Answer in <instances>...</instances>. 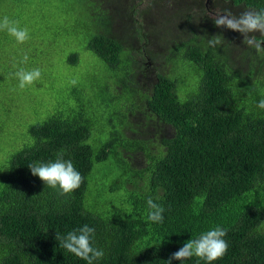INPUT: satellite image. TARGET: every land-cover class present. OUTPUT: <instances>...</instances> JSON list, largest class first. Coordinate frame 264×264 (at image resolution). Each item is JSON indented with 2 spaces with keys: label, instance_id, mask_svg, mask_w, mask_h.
<instances>
[{
  "label": "trees",
  "instance_id": "1",
  "mask_svg": "<svg viewBox=\"0 0 264 264\" xmlns=\"http://www.w3.org/2000/svg\"><path fill=\"white\" fill-rule=\"evenodd\" d=\"M84 5L101 22L89 36L87 48L105 65L102 77L122 86L118 99L106 83L100 86L111 95L104 102L113 109V117L106 119L110 136L97 148L87 142L94 120L83 107L72 114L52 113L30 125L29 141L0 162V264H87L60 247L55 238L56 233L65 236L85 224L95 229L93 246L104 251L94 264H168L188 240L217 226L226 230L223 239L228 250L210 264H264V109L257 106L264 99V52L257 53L236 31L217 27L213 20L225 9L237 16L241 9L259 11L264 0H173L172 11L162 14V22L173 25L164 37L170 43L167 58L174 56L178 67L170 74L154 68L138 111L143 114V126L159 131L161 149L154 148L152 138L146 139L153 143L150 149L145 141L124 133L130 126L129 111L136 108L137 63L114 37L113 27L108 28L109 11L100 9L96 0H85ZM196 21L201 24L199 34L194 29ZM179 27L189 29L177 34ZM232 36L235 40L229 39ZM213 38L222 43L210 46L208 40ZM256 38L264 41V35ZM235 41L246 48L241 52L246 57L240 60L247 61L246 71L229 56L230 43ZM144 55L148 64L159 62L158 54ZM77 60L76 54L70 55L71 64ZM185 65L192 66L189 69L196 78L189 92L184 79L177 76ZM139 67L142 74L144 66ZM165 126L170 129L167 136L162 135ZM98 130L104 131L103 124ZM61 150L83 177L80 187L67 195L45 185L28 167L54 161ZM138 150L145 151L146 167L135 170L128 163L118 175L119 186L127 192V209L105 214L87 209L86 193L95 164L111 152L125 160L124 152ZM143 177L145 185L140 189L137 184L133 189L126 187L128 181ZM149 197L164 208L162 223L147 220ZM171 264L209 262L193 256L172 259Z\"/></svg>",
  "mask_w": 264,
  "mask_h": 264
},
{
  "label": "rangeland",
  "instance_id": "2",
  "mask_svg": "<svg viewBox=\"0 0 264 264\" xmlns=\"http://www.w3.org/2000/svg\"><path fill=\"white\" fill-rule=\"evenodd\" d=\"M96 1L101 5L100 9L109 11L108 28L113 27L112 34L132 53V58L137 63L133 80L139 89L135 95L136 108L129 111L130 126L123 129L124 133L130 138L145 142L152 138L154 148L161 149L158 142L159 131L152 126H143L144 117L138 111L141 110V94L150 88L155 71L176 73L178 67L174 63V56L167 58L170 43L164 40L173 30V25L169 23L166 26L162 22V14L172 11L173 0ZM84 2L85 0H4L0 3V20L7 16L9 20L18 22L20 28H27L30 36L24 43H18L7 31H0V162L8 152L20 149L23 143L29 141L30 125L43 122L52 113L72 114L79 107H83L94 120L87 142L97 148L109 138L111 131H108L106 119L113 117V109L110 106L107 109L104 102H109L111 95L103 92L100 86L106 83L115 99L122 96V86H117L111 77H102L101 74L107 71L105 65L87 48L89 36L101 22L98 15L87 13ZM246 10L241 9L240 13ZM181 25L187 26L185 22ZM200 25L197 21L194 25L198 34L201 33ZM188 29L179 27L175 33L185 34L183 32ZM237 34L243 39L241 33ZM250 35L258 37L261 34L256 32ZM235 38L229 37L232 40ZM230 45L233 46L230 58L236 60L242 71H246L247 61L240 62L241 57H246L241 54L246 48L238 46L237 41ZM73 53L78 56L75 64L69 62ZM145 53L160 55L159 62L148 64ZM25 55L28 56L27 62H23ZM139 64L144 66L141 67L142 74L138 72ZM189 67L192 68L185 65L177 71V76L184 79L188 92L196 82ZM37 68L41 70L40 80L21 89L19 78L15 74L20 69L31 71ZM73 80L76 81L75 84L72 83ZM127 98L130 99L131 96ZM119 122L115 117L117 129ZM99 124H103V132L98 130ZM169 134L170 129L165 126L162 135ZM146 146L152 149L153 143L146 142ZM120 156V153L111 152L105 161L95 164L86 193L87 209H95L103 214L108 210L127 209V192L119 186L118 175L129 164L135 170L145 168L148 159L144 150L124 152L126 161L120 159ZM144 183L145 177L137 182L128 181L126 187L133 189L137 184L140 189Z\"/></svg>",
  "mask_w": 264,
  "mask_h": 264
},
{
  "label": "clouds",
  "instance_id": "3",
  "mask_svg": "<svg viewBox=\"0 0 264 264\" xmlns=\"http://www.w3.org/2000/svg\"><path fill=\"white\" fill-rule=\"evenodd\" d=\"M213 20L217 27H226L241 33L243 35V43L248 47L254 48L257 53L264 52V46H262L264 41L257 40L255 35H250L256 32L264 35V9L259 11L246 10L240 13L239 16L225 9L222 13L216 15ZM0 31H7L18 43H24L30 39L28 29L20 28L18 22L9 20L7 16L0 20ZM221 43L219 38L208 40V44L212 47ZM27 60L28 56L25 55L23 62H27ZM15 75L19 78V87L23 89L39 81L42 74L41 70L37 68L31 71L20 69ZM72 83L75 84L76 81L73 80ZM257 106L264 109V99H261ZM28 167L31 173L34 176H38L45 185L54 189L58 187L61 195L74 192L83 183V177L75 168L73 162L70 159H64V150L57 153V158L54 161L47 163L36 162L29 164ZM156 199H160V197H156ZM147 205L149 209L147 220L153 223H162L164 208L154 202L152 197L148 198ZM94 234L95 229L85 224L76 230L69 231L65 236L56 233L55 238L59 241L60 247L86 261L87 264H94V261L104 257V251L93 246ZM225 235L226 230L217 226L202 233L195 240H188L183 247L172 254L168 264H171L172 259L182 261L193 256L203 259L209 264L212 261L221 259L228 250V243L223 239Z\"/></svg>",
  "mask_w": 264,
  "mask_h": 264
}]
</instances>
